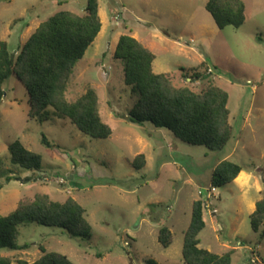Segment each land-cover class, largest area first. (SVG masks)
Returning a JSON list of instances; mask_svg holds the SVG:
<instances>
[{"label":"rangeland","instance_id":"rangeland-1","mask_svg":"<svg viewBox=\"0 0 264 264\" xmlns=\"http://www.w3.org/2000/svg\"><path fill=\"white\" fill-rule=\"evenodd\" d=\"M207 0H98L102 28L76 64L67 87L70 101L96 90L106 139L92 138L50 109L46 121L29 118V96L13 75L0 103V215L39 193L85 209L92 238H74L62 228L38 223L13 231L20 251L0 250L33 262L47 251L76 264H185L182 248L195 200L204 202L206 226L200 247L233 264H264V238L252 230L250 214L264 197V0H244L246 21L219 29L205 9ZM87 0H0V42L18 49L41 22L59 11L84 14ZM129 34L156 55V73H171L178 86L201 92L217 85L229 93L234 134L221 150L192 145L166 128L128 119L139 96L124 82V64L114 57L118 39ZM208 64L207 78L190 81L180 68ZM20 140L42 157V172L13 165L10 143ZM46 143H45V141ZM144 154L142 169L133 166ZM229 159L243 168L236 181L208 197L217 165ZM202 192V195L199 192ZM172 233L164 247L161 228Z\"/></svg>","mask_w":264,"mask_h":264},{"label":"trees","instance_id":"trees-1","mask_svg":"<svg viewBox=\"0 0 264 264\" xmlns=\"http://www.w3.org/2000/svg\"><path fill=\"white\" fill-rule=\"evenodd\" d=\"M205 9L219 29L240 27L246 21L244 0H207ZM102 28L98 0H87L84 14L59 11L40 23L28 40L15 52L8 41L0 42V103L5 95L4 85L15 75L29 96V118L46 121L50 109L67 118L84 134L98 139L112 135L111 127L103 120L99 110V97L89 88L77 100L70 101L67 87L74 75L76 64L84 57ZM114 57L124 64V82L138 94L135 107L128 119L133 123L150 122L156 127L170 130L176 137L192 145L206 146L212 151L223 149L234 134L228 107L229 93L217 85L201 92L188 86H178L171 73H156L154 52L129 34L119 37ZM182 76L190 81L207 78L208 64L186 70ZM45 141V140H44ZM46 143V141H45ZM11 163L33 174L42 172V157L27 149L20 140L9 144ZM144 154L133 160L136 169L145 166ZM243 168L229 159L221 161L213 170L210 185L218 188L235 181ZM4 171L0 164V176ZM1 188V186H0ZM38 223L65 229L71 237L90 240L91 226L86 209L73 197L56 201L48 194L20 200L14 210L0 215V250H25L13 232L21 225ZM252 230L264 238V197L256 202L250 214ZM206 226L204 202L195 200L190 224L185 232L182 257L185 264H233V250L223 254L201 248L199 234ZM159 242L168 247L173 237L167 227L161 228ZM33 262L17 259L16 264H76L67 255L47 251ZM9 256L0 253V264H12ZM254 264V263H252Z\"/></svg>","mask_w":264,"mask_h":264},{"label":"built area","instance_id":"built-area-1","mask_svg":"<svg viewBox=\"0 0 264 264\" xmlns=\"http://www.w3.org/2000/svg\"><path fill=\"white\" fill-rule=\"evenodd\" d=\"M216 191V188L215 187H212L210 190H208V197H211V195L214 193ZM201 195H202V192L200 191L199 192ZM260 260L257 258V257H255V255H254V257L252 258V260H251V263H257V262H259Z\"/></svg>","mask_w":264,"mask_h":264},{"label":"crops","instance_id":"crops-1","mask_svg":"<svg viewBox=\"0 0 264 264\" xmlns=\"http://www.w3.org/2000/svg\"><path fill=\"white\" fill-rule=\"evenodd\" d=\"M241 173H243V174H244L245 172H243V171H242ZM238 178H239V177H237L236 179H238ZM236 179H235V181H236Z\"/></svg>","mask_w":264,"mask_h":264}]
</instances>
